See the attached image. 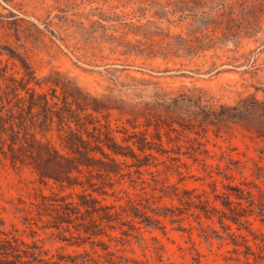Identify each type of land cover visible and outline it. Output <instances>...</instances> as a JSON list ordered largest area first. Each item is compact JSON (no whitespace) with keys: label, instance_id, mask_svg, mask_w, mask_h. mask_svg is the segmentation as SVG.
Returning a JSON list of instances; mask_svg holds the SVG:
<instances>
[{"label":"rangeland","instance_id":"1","mask_svg":"<svg viewBox=\"0 0 264 264\" xmlns=\"http://www.w3.org/2000/svg\"><path fill=\"white\" fill-rule=\"evenodd\" d=\"M38 94L47 97L54 121L38 107L27 113ZM21 111L13 135L7 122ZM0 126V217L55 260L246 264V245L264 254L253 239L264 243V214L243 199L234 222L221 197L243 188L264 201V0H0ZM71 130L102 141L109 133L137 157L117 156L119 172L110 176L94 168L61 170L71 187L41 182L37 168L46 166L30 142L63 153ZM175 187L180 195L205 191L225 212L224 225L218 214L197 217L179 204ZM84 190L116 207L132 198L140 208L175 205L179 221L130 222L123 214L84 239L74 226L81 217L66 230L49 227L51 218L37 213L42 195L77 200ZM248 261L254 264L252 255Z\"/></svg>","mask_w":264,"mask_h":264},{"label":"trees","instance_id":"2","mask_svg":"<svg viewBox=\"0 0 264 264\" xmlns=\"http://www.w3.org/2000/svg\"><path fill=\"white\" fill-rule=\"evenodd\" d=\"M35 93L32 95L34 96ZM30 111L27 112L30 114L33 107H38L41 109V112L44 113L45 118H47L50 122L53 120V115L49 112L50 103L47 97L43 94H38L37 97H30L29 102ZM67 113H71L69 107H66ZM32 113V112H31ZM22 111L16 115L11 112L10 119L7 122L10 132L14 135L16 127L22 125L20 122ZM54 115L57 118V121L63 122V115L61 111H55ZM71 117V121H74L76 124L79 123L80 120H75L73 116ZM77 121V122H76ZM79 125V124H78ZM83 125V124H82ZM70 127V125H69ZM0 129H5L4 126H0ZM9 132V134H10ZM87 138L85 139L80 131H70L67 134V138L63 139V153H60L57 149L52 148L51 146H47L41 144L39 142H30L28 148L31 151H35V156L39 162L43 163L46 166V169H43L41 166L37 168L38 179L43 183H48L52 180L54 183H62L67 181V186H74L71 181L70 175H63L61 170H66V173L69 172L67 169L76 170L78 172L83 169L94 168L97 169L99 174L110 176L111 173L119 172V164L120 162L117 159V156H131L136 158L137 154L135 152H130L126 154L120 150L119 145L115 143L110 134H105V140H100L99 136L92 135L90 132H86ZM8 134V135H9ZM92 138V140H91ZM13 139V138H12ZM99 139L101 142V146L95 148L92 141ZM97 141V142H98ZM14 139L11 140V144L9 145V150L15 155L14 148ZM106 147L108 151L105 150ZM142 152L144 151V147L139 146ZM99 152L102 157L96 156V153ZM150 154H145L147 157ZM144 163H140L142 165ZM40 165V163H39ZM41 167V168H40ZM230 188V187H229ZM234 189V188H230ZM236 192H232L231 190H226L222 192L223 205L230 211L231 215L227 216L228 219H231L234 222L240 221V210H243L241 201L245 199L249 206H256L259 209L260 215L264 214V201L259 200L255 202L253 199V195L250 191H247L243 188H236ZM175 197L179 204H186L189 207H193L194 211H198L196 216L202 213L204 217L210 218L212 215L218 214L220 223L224 225L222 218L223 212L221 209H218L214 203L210 200V198L206 195L205 191L197 193L195 189L192 190H182L183 195H180V189L175 187ZM78 199L67 200L63 199H52L46 195H42V201L38 203L37 213L41 216L47 215L50 220L49 227H53L55 229H69V225L73 223V220L81 217L83 219L82 222L78 223L77 228H75L79 234H82L84 239L90 238L91 236H96L105 232L103 229V224H108L109 227H113L111 222L120 220L121 215H126L127 217H131L130 222L135 217H142V221L145 219L149 223H161V218L170 217L169 220L179 221L176 217L181 212H176L177 207L175 205H171V208L165 207L163 210H153L149 206L139 207L140 203L137 199H130L127 206L104 204L102 203L96 196H94L91 192H86L85 190L81 193H77ZM152 211L153 214H147V210L145 208ZM244 215V214H241ZM26 222L24 224L28 225L30 222L27 216H24ZM130 227H133V224H129ZM107 235V234H106ZM255 245L259 248L262 246L264 249V243L260 245L259 242H256V236L253 237ZM264 242V238H262ZM79 245V244H76ZM48 250H45L42 245H40L37 241L24 240L19 234L18 229H15V226L12 225L11 230H7L5 228V221L0 217V264H86L87 260L84 258L81 262H77V256L71 257L58 255L57 259H53L54 256H47ZM87 255V253H83ZM81 256H84L80 254ZM244 255L246 256V264H249L248 258L249 255H252L254 264H260L259 260L264 257L260 251L255 253L250 247V245H246V250L244 251ZM113 264H116L114 260H110Z\"/></svg>","mask_w":264,"mask_h":264}]
</instances>
